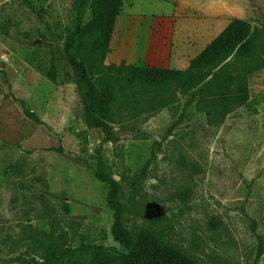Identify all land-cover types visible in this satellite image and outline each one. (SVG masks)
<instances>
[{"label":"rangeland","instance_id":"374dc122","mask_svg":"<svg viewBox=\"0 0 264 264\" xmlns=\"http://www.w3.org/2000/svg\"><path fill=\"white\" fill-rule=\"evenodd\" d=\"M198 1L225 2L228 19L249 22L264 45V0ZM74 2L0 0V264H91L98 247L128 253L112 236L98 174L119 183L129 228L155 226L204 264H264V67L220 125L196 110L194 94H178L154 112L117 104L107 138L84 123L64 57ZM148 3L136 0L133 12H153ZM91 21L88 9L83 24ZM237 71L233 60L221 69Z\"/></svg>","mask_w":264,"mask_h":264},{"label":"trees","instance_id":"16d2710c","mask_svg":"<svg viewBox=\"0 0 264 264\" xmlns=\"http://www.w3.org/2000/svg\"><path fill=\"white\" fill-rule=\"evenodd\" d=\"M122 5L123 0H75L73 5L76 23L73 30L67 31L64 57L80 89L83 120L88 128L101 129L113 139L112 124L119 103L128 110L154 112L171 105L178 94H194L196 110L205 114L210 123L220 125L237 107L248 102L249 76L264 67V45L249 22L232 20L185 70L126 63L107 65L105 60ZM88 9L92 21L84 25L83 16ZM230 60L238 71L221 72ZM56 71L53 63L49 71L53 81ZM20 104L28 117L34 115L24 101ZM97 177L109 186L107 203L114 214L112 236L128 253L98 247L91 264H204L155 226L129 228L126 209L120 203L119 183L101 174Z\"/></svg>","mask_w":264,"mask_h":264},{"label":"crops","instance_id":"0c3cea01","mask_svg":"<svg viewBox=\"0 0 264 264\" xmlns=\"http://www.w3.org/2000/svg\"><path fill=\"white\" fill-rule=\"evenodd\" d=\"M135 1L123 0L116 19L109 52L116 65L185 70L231 22L222 1L148 0L153 12L134 13Z\"/></svg>","mask_w":264,"mask_h":264}]
</instances>
